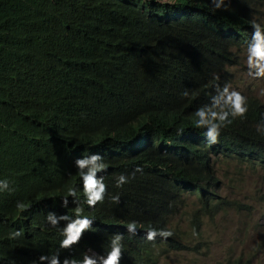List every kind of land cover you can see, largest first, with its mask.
I'll return each mask as SVG.
<instances>
[{
    "label": "trees",
    "instance_id": "16d2710c",
    "mask_svg": "<svg viewBox=\"0 0 264 264\" xmlns=\"http://www.w3.org/2000/svg\"><path fill=\"white\" fill-rule=\"evenodd\" d=\"M199 1L0 0V179L12 189L0 193V264H35L39 255L57 252L61 264L79 262L90 246L106 257L115 235L122 245L119 264H168L161 259L188 249L173 226L184 197L200 196L206 213L222 211V202L209 201L217 198L214 168L223 157L232 158L223 155L229 125L211 145L205 129L188 119L210 100L207 66L222 60L226 40L240 38L238 49L247 45L250 27L215 15L211 0ZM90 108L94 115L86 114ZM68 114L94 121L85 126L83 141L63 148L73 137L70 128L59 136L51 122L55 128L66 125ZM251 118L264 125L258 101ZM65 150L76 151L75 157ZM94 153L105 164L98 175L106 190L90 207L75 159ZM255 160L256 167L264 166V150ZM121 174L126 182L118 187ZM117 195L118 202L112 199ZM77 208L96 229H84L78 241L59 251L65 221L52 226L46 217H77ZM133 222L136 235L128 231ZM202 225V215L193 214L195 253L214 244L204 240ZM150 229L172 235L149 240L143 233Z\"/></svg>",
    "mask_w": 264,
    "mask_h": 264
},
{
    "label": "clouds",
    "instance_id": "9594fccd",
    "mask_svg": "<svg viewBox=\"0 0 264 264\" xmlns=\"http://www.w3.org/2000/svg\"><path fill=\"white\" fill-rule=\"evenodd\" d=\"M177 1L178 0H157L156 4H169L176 3ZM211 2L213 3V6H210L212 12L214 11V9L223 10L225 7L228 8V11H230L231 13H249V17L253 20H256L259 24L255 22L252 23V28H250L248 31L249 33H247V36L250 39L247 45L242 46L241 49H238L236 47V41L240 38L233 37L230 42L226 40L225 51L219 53V56L222 58V60L216 61L215 63L207 66V70L212 72L208 74V77H210L211 79L209 86L210 100L207 104L195 110V119L193 123L195 127L205 129L203 134L206 137V140H208L211 145L217 143L221 130L229 125V130L226 132L222 144L224 145L223 155L228 154L232 158L226 159L222 155V159L226 160L227 162H234L236 167L239 169L247 167L257 174H260L262 172L263 175L260 177L264 180V166L256 167L257 161L255 160L257 155L264 150V125L259 120L255 122L253 118H251V113L255 111L257 101L260 102L263 106L264 104L262 103L260 96L256 93V90H243L234 88L235 82L232 78L231 73V69L237 64L235 62L237 58L234 56L232 51H238L239 53H241L247 50V64L250 69H255V71L250 74L256 77H264V25L260 24L264 21V0H211ZM221 5H223V7ZM213 13L215 15H221L220 13ZM161 25L162 27L159 29V31L161 32L168 28V23ZM154 31L155 29L153 27H150L148 38H152ZM234 36L237 35L234 34ZM84 50L87 51L88 46H86ZM254 80L261 79L257 78ZM184 95H188V93L185 92ZM95 112L96 109L90 108L86 112V114L94 115ZM82 116H79L78 118L73 114L67 115L68 124L62 126L66 128L68 132L70 128V133L73 137H68L66 141L61 143V146L63 148L68 145H73L79 140H84V134L82 133L85 132V126L92 121V118L89 116L82 118ZM235 133L236 135H238L235 145L229 147V139ZM239 135L249 137L252 142L256 141V145H253L248 138H244ZM65 153L69 154L72 159L76 155V151H70V153H68L65 150ZM75 160V166L79 170V174L82 179L81 181L84 194L87 198V204L90 207H94V205L98 201L103 200L106 190L103 175H98V173H102L105 169L103 158L100 154L94 153L88 156L78 157ZM139 170L140 169L137 168V171ZM125 182L126 177L121 174L118 177L116 184L119 187ZM5 191H12L10 182L7 179H0V193ZM68 194L73 198L76 197V191L74 189H69ZM112 199L118 202L119 196H114L112 197ZM215 201H209V204L211 203L210 206L217 205ZM73 202H75V200ZM62 203L64 206H66L68 204L67 199H65ZM229 205L230 204H228L227 206ZM227 206H222V210H225ZM16 207L19 209L22 208L23 205L18 201ZM76 211L77 217L75 215L71 218L65 215L57 216L53 212H49L46 217V220L52 226L58 225L61 220L65 221L63 226L59 228V231L62 232V235L64 237L60 241L59 251H66V247L78 241L84 229L90 228V231H94L96 229L95 222L92 219L87 216H80L79 208H77ZM219 212L220 211L214 213L211 212V214L217 215ZM205 214L207 216L209 213L205 212ZM128 231L136 235V226L134 222L129 223ZM157 234L164 238L172 235L170 231L164 229H150L148 232L143 233V236L147 235V238L149 240H152ZM11 235H19V232L12 233ZM188 235L194 236L191 234V230L188 232ZM202 235H204L203 232ZM161 237L158 238V241L166 242V240L162 239ZM120 239L121 238L119 235H115L112 238L111 250L108 252L106 257H102L96 251L94 246H90L83 251L85 256L81 261L77 262L75 260L69 261L68 259H65L63 261V264H119L122 249ZM194 239L196 243L194 242ZM182 243L183 246L188 247V249L182 252L172 253L179 254L183 252H193L194 256L190 259L195 264H206L205 259H207L211 253L219 249L214 243L209 246H202L201 248H199V252L195 253L193 250L196 249V246L199 243L198 238H196L195 236L194 238L192 237L191 241ZM154 250L158 256L164 257L162 256V248L156 247L154 248ZM170 254L171 253H169V255ZM245 254V251L242 252V255L237 254L236 252L226 254L224 262L226 264H232L242 259V263L244 264L243 258ZM60 260L63 259L59 257V254L57 252L56 254L52 255H39L32 262L35 264H61ZM249 263L250 262H248L247 264Z\"/></svg>",
    "mask_w": 264,
    "mask_h": 264
},
{
    "label": "rangeland",
    "instance_id": "374dc122",
    "mask_svg": "<svg viewBox=\"0 0 264 264\" xmlns=\"http://www.w3.org/2000/svg\"><path fill=\"white\" fill-rule=\"evenodd\" d=\"M260 24L264 25V21ZM235 62L237 64L231 69L234 88L256 90L264 104V77L250 74L255 69H250L247 64V50L238 52ZM257 78L261 80H254ZM214 175L212 190L217 197L215 203L222 202L223 207L236 205L217 215L209 213L206 216L200 196L184 197L183 208L173 218V226L180 233L181 241L185 243L194 238L188 232L191 230L192 215L199 213L203 220L204 240L213 241L219 248L205 259L206 264H226V254L236 252L242 255L243 251L246 253L244 264H264V200L261 199L264 180L260 177L263 173L257 174L247 167L239 169L234 162L220 159L214 168ZM193 256V252L171 253L167 258H162L161 262L195 264L190 259Z\"/></svg>",
    "mask_w": 264,
    "mask_h": 264
},
{
    "label": "bare ground",
    "instance_id": "6f19581e",
    "mask_svg": "<svg viewBox=\"0 0 264 264\" xmlns=\"http://www.w3.org/2000/svg\"><path fill=\"white\" fill-rule=\"evenodd\" d=\"M204 1H206V2H208V0H204ZM198 2H200L199 0H198ZM201 3V2H200ZM209 3V2H208ZM202 4V3H201ZM222 7H223V5H221ZM211 8V7H210ZM213 10V9H212ZM213 12H216V13H220L224 18H226V19H231V20H234V21H237L238 19H240V20H242V21H244V22H246V24H248V26L250 27V28H252V23L253 22H255V23H257V24H259L256 20H253L252 18H250V17H248V16H246V15H244V14H239L238 12H236V13H231L230 11H228V8H225L224 7V9L223 10H218V9H214V11ZM233 52V54H234V56L237 58V54H238V51H232ZM190 119H192L191 121L193 122L194 121V119L195 118H192V117H190L188 120H190ZM51 125H52V128L54 129V131L55 132H57L60 136H61V129L62 128H64L63 126H60L61 128H59L58 127V124L56 125V128H55V126H54V124L51 122ZM64 129H66V128H64ZM68 131V130H67ZM70 134V133H69ZM71 135V134H70ZM68 138V137H67ZM186 174H188L189 176H191V177H197L196 175H191V174H189V173H186ZM206 184L207 185H209L210 184V182H206Z\"/></svg>",
    "mask_w": 264,
    "mask_h": 264
}]
</instances>
